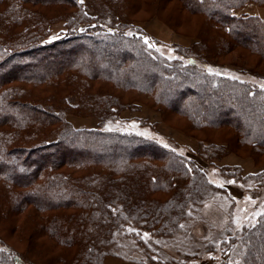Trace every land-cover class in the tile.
<instances>
[{"label":"rangeland","instance_id":"374dc122","mask_svg":"<svg viewBox=\"0 0 264 264\" xmlns=\"http://www.w3.org/2000/svg\"><path fill=\"white\" fill-rule=\"evenodd\" d=\"M76 1L25 3V8L35 14L36 22L12 30L0 29V47L14 51L30 39L54 44L71 40L97 26L89 31L99 35L106 30L120 35L161 65L195 63L204 81L212 79L216 86L225 81L239 87L249 84L250 91L257 89L264 93V57L260 50L254 48L253 42L227 32L201 7H191L186 0H114L116 3L108 0L110 6L106 0ZM4 8L5 4L0 3V10ZM231 12L235 17L264 24L263 0H248ZM97 17L109 27L98 26ZM81 52L89 51L74 45L62 53L56 52V56L72 59ZM49 61L54 65L59 62L53 58ZM71 67L53 72L41 81L15 79L5 83V90L17 92L20 100L52 109L60 116L48 125L25 126L19 119L18 124L14 119L0 124V141L6 148L23 142L32 145L44 139L47 143L56 142L66 128L81 134L84 131L130 133L156 142L182 163L183 170L173 175L174 186L196 174L205 178L209 186L203 197L186 202L170 231L161 230L156 224L149 227L142 213L133 212L119 198L108 204L116 222L110 236L97 243L98 264H104L108 257L133 264H245L249 250L246 230L264 215V143L249 144L242 131L228 121L214 123L206 118L196 121L183 106L191 95L180 93L171 98L170 104L163 95V86H127L124 82L102 78L92 70H83L84 67ZM78 86H83L82 93ZM103 94L110 101L104 110H99L93 99ZM181 96L184 99L180 104ZM65 144L72 149L73 156L80 154L83 160L76 157V161L52 169L33 153L39 174L21 182L22 185L9 187L14 192L41 187L55 192L54 186L63 179L68 185L76 182L84 186L95 175L118 180L126 175L114 167L117 160L106 159L110 158L108 152L103 154L76 142ZM130 149L136 154L130 159L132 162L158 169L168 167L162 156ZM90 153L100 156L101 161L92 159L87 155ZM29 175L27 171L25 176ZM156 178L159 182L165 179L164 176ZM7 187L0 179V243L11 245L33 264H79L87 246L85 239L76 234L74 241L66 243L48 231L54 219L76 221L69 223L76 228L81 216L87 212L93 216L78 194L56 200L58 204L47 209L31 202L23 209H14L10 197L13 191ZM174 191L169 185L156 182L147 191V197L163 203L174 198ZM60 231L65 236L69 233Z\"/></svg>","mask_w":264,"mask_h":264},{"label":"trees","instance_id":"16d2710c","mask_svg":"<svg viewBox=\"0 0 264 264\" xmlns=\"http://www.w3.org/2000/svg\"><path fill=\"white\" fill-rule=\"evenodd\" d=\"M41 1L47 0H0L1 4H5V8L0 10V29L12 30L17 26L23 27V24L29 25L36 22L35 14L25 8L24 4ZM247 1L186 0V3L191 7H201L204 13L213 16L233 36L253 42L254 48L260 50L264 57V26H262L264 24L253 19L235 17L231 12L232 9ZM110 2L116 3L114 0ZM110 2L106 0L109 6ZM97 23L100 27H109L108 23H104L98 17ZM96 27L88 29L85 34L71 40H62L54 44L30 39L18 45V49L14 51H7L0 47V124L7 123L9 119H14L13 122L17 124L21 121L25 126L29 123L39 125L47 123L48 125L56 121L60 116L52 109L20 100L17 92L5 90V83L15 79L22 82H34L37 79L41 81L64 67L79 66L81 69L84 67L83 70L86 71L92 70L102 78L124 82L127 86L147 88L163 86V95L168 103L171 98L174 99L180 93L191 95L188 103H183L184 96H181L180 104L182 102L183 106L189 109L188 111L192 113L196 121L197 118H206L214 123L228 121L242 131V135L249 139V144L264 143V93L257 89L250 91L249 84L239 87L225 81L216 86L212 79L204 81L203 76L195 68L198 66L195 63H189V66L161 65L140 51L135 43L120 35L109 34L106 30L99 35L93 34V30L89 31ZM74 45L81 46L84 51L89 52L75 54L72 59L56 56V52L62 53ZM41 57L45 59L39 61ZM49 58L59 62L54 65ZM206 73L211 76L213 74ZM82 87L78 86L79 93H82L84 89ZM250 92L255 93L252 95ZM108 98L103 94L93 99L96 108L104 110L110 101ZM87 100H89L88 97ZM20 125L23 126L21 123ZM80 134L66 128L60 132L59 140L56 142L47 143L44 139L32 145L23 142L11 148H6L5 144H2L3 141H0V179L8 184L9 191H13L9 186L22 185L21 182L30 181L39 174L38 163L36 159H32L33 155L42 159L52 169L70 164L76 161V157L83 160L84 157L80 154L74 156L71 154L72 149L65 144L67 142H76L84 148L103 154L108 152L110 158L106 159L118 161L114 167L123 170L126 174L119 178L120 180L117 177L95 175L91 180L85 181L84 186L76 182L68 185L66 180H60L57 182L59 185L54 186L56 193L47 187L11 192L10 197L13 201L10 200L12 204L14 203V209H23L28 202L47 209L50 206H56L58 204L56 200H61L73 193L78 194V199L94 213L93 216H88V212L81 216L76 228L69 225L76 221L64 222V219H54L48 225V231L66 243L74 241L76 234L85 239L87 246L82 252L79 264H98L97 243L110 236L112 225L116 222V217L107 205L112 204L117 198L121 199L133 212L142 213L149 227L156 224L159 229L170 231L175 227L178 214L184 209L186 202L191 198L200 199L209 188L205 178L198 174L174 186L173 175L183 170L182 163L177 161L173 153L150 139L117 131H84ZM242 135L240 134V137ZM130 148L143 150L154 156H162L166 158L168 167L158 169L152 165L132 162L130 159L136 154ZM87 155L101 161L100 156L95 157L91 153ZM27 171H30L29 176H25ZM158 176H164L165 179L159 182L157 178L154 179ZM22 177H25V180L21 179ZM156 182L165 186L169 185L175 190L174 198L163 203L148 199L147 191ZM60 230L69 233L65 236ZM246 233L249 238L247 240L249 250L245 264H264V215L254 227L246 230ZM0 264L33 263L11 245L0 243Z\"/></svg>","mask_w":264,"mask_h":264},{"label":"crops","instance_id":"0c3cea01","mask_svg":"<svg viewBox=\"0 0 264 264\" xmlns=\"http://www.w3.org/2000/svg\"><path fill=\"white\" fill-rule=\"evenodd\" d=\"M104 264H133L127 261H121L116 258L108 257L105 259Z\"/></svg>","mask_w":264,"mask_h":264},{"label":"snow or ice","instance_id":"6c2138e0","mask_svg":"<svg viewBox=\"0 0 264 264\" xmlns=\"http://www.w3.org/2000/svg\"><path fill=\"white\" fill-rule=\"evenodd\" d=\"M145 43H147V40H145ZM145 235H147V234H145Z\"/></svg>","mask_w":264,"mask_h":264}]
</instances>
